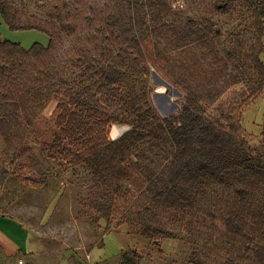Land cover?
<instances>
[{"label": "trees", "instance_id": "trees-1", "mask_svg": "<svg viewBox=\"0 0 264 264\" xmlns=\"http://www.w3.org/2000/svg\"><path fill=\"white\" fill-rule=\"evenodd\" d=\"M122 1L128 3L127 17L118 18L114 12L106 21L107 38L113 36L120 47L121 61H117L97 42L74 45L73 57L56 51L64 33L72 34L77 28L62 18L68 12L66 1L47 5L45 22L52 24V31L36 15L22 19L24 11L9 0H0V14L10 28L38 29L49 35L47 44L36 41L29 47L0 39V136L6 142L0 152V183L8 177L13 153L24 144L34 120L55 98L50 120L59 128L60 157L83 165L104 183L117 184L114 190L119 196L125 180H139L147 200L143 208L134 210L135 218L140 233L154 239L160 252L157 239L175 236L165 227L163 217L176 218L196 208L219 222L220 236L227 238V246H216L210 244L208 233L204 236L203 254L219 256L214 264H264L263 156L251 154L241 137L242 113L236 105L221 103L215 114L202 112V100H215L222 88L211 83L210 71L201 79L196 76L193 50L202 47L200 58L205 60L218 28L211 20L172 9L169 0ZM236 1L214 0L211 10L229 11ZM244 1L250 8L255 36L248 55L253 73L248 78L251 96L264 86V0ZM183 46L186 58L180 56ZM129 47L137 54L135 58ZM138 58L183 88L176 112L162 115L157 110L146 71L134 66ZM128 59L131 71L125 68ZM72 67L82 69L74 79L68 77ZM242 97L248 103L245 92ZM111 123L128 128L111 139L106 130ZM261 134L264 137V112ZM210 182L221 188L235 185L233 192L221 189L211 200ZM114 208L121 209L116 202ZM191 262L213 264L201 257Z\"/></svg>", "mask_w": 264, "mask_h": 264}, {"label": "rangeland", "instance_id": "rangeland-1", "mask_svg": "<svg viewBox=\"0 0 264 264\" xmlns=\"http://www.w3.org/2000/svg\"><path fill=\"white\" fill-rule=\"evenodd\" d=\"M9 1L24 11L21 13L22 19L34 14L51 30H54L52 24L45 22L48 18L47 5L52 1L63 3V0H24L25 3L22 0ZM64 1L67 2L68 12L62 18L75 23L77 28L72 34L64 33V37L57 41L56 51L64 57H73L74 45L77 46L81 41L89 44L97 42L103 43L106 50L113 53L115 60L121 61L118 42L113 36L112 39L107 38L109 26L106 21L109 14L114 12L118 18L127 17L128 3L122 0ZM174 1L169 0L172 9L181 10L184 15L198 19L211 20L213 26L218 28L205 60L200 58L202 47L193 50L196 76L201 79L205 71H210L211 83L218 90L222 88L215 100H202V112L215 114L221 103L224 106L230 103L236 105V111L242 113L241 137L250 153L260 154L264 160V137L261 134L264 86L249 96L251 83L248 78L253 73L248 68V55L255 36L250 28L252 17L249 15L248 4L244 0H237L231 10L214 12L211 10L214 0H184L185 5L180 8L173 6ZM0 39L20 42L29 47L36 41L47 44L49 35L38 29H12L0 14ZM128 50L135 58L137 54L131 47ZM180 52L183 58L188 57L185 46L180 47ZM261 56L264 61V52ZM130 63L128 59L125 66L129 71ZM134 66L140 71H146L145 77L154 88L151 98L162 115L176 112L181 107L184 93L182 87L171 84L141 58L134 61ZM81 71V68L72 67L68 77L74 79ZM244 92L249 97L248 103L242 97ZM56 104L57 99L52 98L40 111L24 144L13 153L14 162L8 165V177L0 183V213L20 216L28 225L46 230L52 234L58 247L70 245L75 251L80 246L77 250L80 264H195L191 262L194 257H201L213 264L217 261V254H203L206 251L204 236L207 233L210 235L211 245L217 243L227 246V238L220 236L223 228L219 222L206 218L205 212L191 208L187 212H180L176 218L163 217L165 227L175 236L157 239L162 250L160 252L154 239L140 233L141 225L135 218L134 210L143 208L147 200L144 186L139 180H125L119 196V192L114 190L117 184L104 183L83 165L67 163L60 157L56 141L59 128L50 120ZM127 128L126 124L111 123L107 126V135L113 139ZM3 149H6V142L0 136L2 154ZM234 185L232 183L221 188L213 182L208 183L210 199L219 195L221 189L233 192ZM115 202L119 204L120 210L114 208Z\"/></svg>", "mask_w": 264, "mask_h": 264}, {"label": "crops", "instance_id": "crops-1", "mask_svg": "<svg viewBox=\"0 0 264 264\" xmlns=\"http://www.w3.org/2000/svg\"><path fill=\"white\" fill-rule=\"evenodd\" d=\"M51 235L20 216L0 213V264H80L81 247H58Z\"/></svg>", "mask_w": 264, "mask_h": 264}, {"label": "built area", "instance_id": "built-area-1", "mask_svg": "<svg viewBox=\"0 0 264 264\" xmlns=\"http://www.w3.org/2000/svg\"><path fill=\"white\" fill-rule=\"evenodd\" d=\"M185 1L184 0H175L173 2V6L176 8L184 7Z\"/></svg>", "mask_w": 264, "mask_h": 264}]
</instances>
